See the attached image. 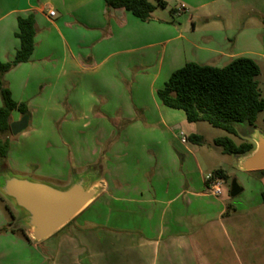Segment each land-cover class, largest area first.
I'll use <instances>...</instances> for the list:
<instances>
[{
  "label": "crops",
  "instance_id": "1",
  "mask_svg": "<svg viewBox=\"0 0 264 264\" xmlns=\"http://www.w3.org/2000/svg\"><path fill=\"white\" fill-rule=\"evenodd\" d=\"M150 1L156 10L142 22L104 0H0L1 61L19 49V17L34 14L38 28L31 62L4 76L13 99L28 104L32 124L11 143L9 164L65 187L85 173L103 185L63 231L41 243L11 229L12 214L0 200V264L4 251L23 249L38 255V264H264V175L240 170L239 156L226 165L203 144L184 143L183 135H198L197 123L157 96L190 62L223 68L248 57L264 78V8L245 0H175L186 10L172 16V0H162L164 8ZM11 119L22 116L14 111ZM237 129L254 145L256 127ZM229 168L254 175V202L206 194L207 175L221 169L230 178Z\"/></svg>",
  "mask_w": 264,
  "mask_h": 264
},
{
  "label": "trees",
  "instance_id": "2",
  "mask_svg": "<svg viewBox=\"0 0 264 264\" xmlns=\"http://www.w3.org/2000/svg\"><path fill=\"white\" fill-rule=\"evenodd\" d=\"M104 1L108 8L123 9L142 22H150L156 10L150 0ZM158 5L164 8L166 2L158 0ZM37 35L35 15L19 17L18 31L15 34L20 42L19 49L13 60L7 62L0 60V96L3 101L0 107V168L8 171L12 113L18 111L22 118L26 117L29 120L31 114L27 103H17L13 99L4 76L19 65L31 62L36 49ZM260 76L259 63L248 57L237 58L223 68L190 62L172 74L165 85L157 91V96L165 107L183 111L189 123H208L237 137L239 125L247 124L255 128L259 114L264 111V98L258 81ZM188 141L197 145L204 142L198 135L189 136ZM214 143L225 155L243 156L254 149L252 143L243 142L237 145L228 137L219 138ZM261 173L264 175V171ZM213 174L228 179L221 169ZM262 196L264 199V192Z\"/></svg>",
  "mask_w": 264,
  "mask_h": 264
},
{
  "label": "water",
  "instance_id": "3",
  "mask_svg": "<svg viewBox=\"0 0 264 264\" xmlns=\"http://www.w3.org/2000/svg\"><path fill=\"white\" fill-rule=\"evenodd\" d=\"M29 127V119L13 122L10 130L18 136ZM251 139L254 149L239 156L238 167L245 172L264 171V133L255 129ZM99 178L90 173L80 174L62 188L48 183L17 177L11 171L0 175V192L19 209V221L30 229V239L41 243L55 235L80 215L102 192ZM243 192L234 185L232 196Z\"/></svg>",
  "mask_w": 264,
  "mask_h": 264
},
{
  "label": "rangeland",
  "instance_id": "4",
  "mask_svg": "<svg viewBox=\"0 0 264 264\" xmlns=\"http://www.w3.org/2000/svg\"><path fill=\"white\" fill-rule=\"evenodd\" d=\"M153 2L155 4H157V7H159L157 0H153ZM181 3H182L181 1L177 2L175 0H172L169 2L168 10H169V12H171L172 16H175L173 10H175V8L179 9L181 6ZM245 3L251 4L254 7L259 6L260 8H264V0H245ZM159 10H162V9H159ZM159 12H163V11H159ZM258 81H259L261 94L264 98V78L259 77ZM196 126L198 128L197 134L200 135L204 140L203 150H205L207 152H212V155L214 156L213 160L215 162L222 161V162L226 163V165L233 164L234 163L233 156L232 155H225L222 157L220 155V152L222 151V149L220 147H217L214 142H215V140H217L219 138L228 137V138H231L237 145H240L241 143H243L244 137L246 135H248V131L241 130L239 136L236 137V136L229 135L224 130L216 129V128L212 127L211 125H209L208 123H197ZM61 127L62 126L58 125L54 128L56 130L57 135H60V132L62 129ZM255 127L257 130L264 133V111L259 114L257 122L255 124ZM31 129H32V124H30V126L28 127L27 130H25L23 133L19 134L18 136L12 135L10 137L11 143L15 146L16 143H19V139L21 138L22 134L30 131ZM210 150H212V151H210ZM67 155H68L67 160H70L71 155L68 151H67ZM70 164H72V160H70ZM8 167H9V171H11L12 174L17 176V177L29 178V179H32L34 181H40V182L48 183V184L55 186V187H58V188L65 187V184L60 183V182L42 179V178L37 177L33 174H23L22 172L18 171L15 167H12L9 164V161H8ZM229 169L232 173V176L226 180L224 195L222 197H220V199H227L228 198V199L236 201L237 203L246 202L248 200H251L252 202H254L257 199L256 193H257V190L259 187V183L257 182L254 175L250 174V173L242 172L238 168H233V169L229 168ZM7 171L8 170H4V169L0 168V175L2 173H6ZM235 184H237L239 187H243L245 189V191L237 197L232 196V190H233V187ZM0 200H3L4 202H6V204H7L6 210L8 209L9 214H12V216H14V218L12 216L11 217L9 216V223H11V229L12 230H19V231L23 232V234H25L27 236V238L29 240H31L30 239V229L27 226L21 224L19 221V215H20L19 209H17L15 204L12 201H10L9 199H7L1 192H0ZM22 240L24 242H26L24 237H22ZM6 249H8V248L6 247ZM4 252H5V254H3V255L1 254V258H3L4 264H38V262L40 261V257L38 255L33 254L32 251L26 252L25 249L21 250L20 254L18 253L17 250L15 253L12 250H10V252L8 250H6ZM36 259H37V262H36Z\"/></svg>",
  "mask_w": 264,
  "mask_h": 264
},
{
  "label": "built area",
  "instance_id": "5",
  "mask_svg": "<svg viewBox=\"0 0 264 264\" xmlns=\"http://www.w3.org/2000/svg\"><path fill=\"white\" fill-rule=\"evenodd\" d=\"M186 10V6L182 5L178 10V13H183ZM51 17H55V12H50ZM182 141L188 142V139L183 135ZM206 181V194L214 198H220L224 195V189L226 186V180L222 177L209 174L205 178Z\"/></svg>",
  "mask_w": 264,
  "mask_h": 264
}]
</instances>
